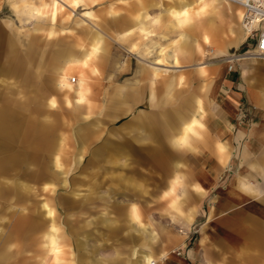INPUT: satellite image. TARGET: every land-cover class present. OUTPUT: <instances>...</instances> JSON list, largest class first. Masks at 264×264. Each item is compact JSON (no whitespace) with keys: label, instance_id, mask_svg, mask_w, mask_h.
Instances as JSON below:
<instances>
[{"label":"rangeland","instance_id":"rangeland-1","mask_svg":"<svg viewBox=\"0 0 264 264\" xmlns=\"http://www.w3.org/2000/svg\"><path fill=\"white\" fill-rule=\"evenodd\" d=\"M79 1L73 7L64 0H0V60L8 65L0 105L17 112L20 122L0 154L9 156L0 163V186L10 193L0 197V254H7L0 264H79L82 251L88 264H145L146 253L153 264L170 255L181 257L175 253L178 238L188 236L187 224L199 203L185 157L200 129L172 143L167 139L175 140L176 132L170 131L165 136L150 131L148 140L136 141L141 130L134 127L145 126L147 113L157 128L161 113L189 100L194 104L190 113L198 102L203 112L219 81L231 75L222 59L245 56L252 38L230 30L225 5L211 15L209 34L205 26L209 42L201 32L190 31L184 44L181 29L163 10L176 6L171 0ZM61 4L63 12L57 9ZM32 7L34 15L27 9ZM144 13L150 18L142 24L130 18ZM140 24L148 36L137 28ZM84 27L90 30L85 37ZM97 30L103 35L98 53L103 50L105 58L88 71L87 101L77 103L78 117L72 119L71 94L77 100L79 77L71 73L68 88L59 84L58 63L65 56L59 48L70 44L79 53L86 38L95 42L91 31ZM178 41L183 42L177 53L181 63L175 66ZM234 71L257 98L252 121L264 123V60L235 61ZM181 109L187 111V105ZM131 143L132 156L127 151ZM160 144L167 152L163 162L152 156ZM146 146L150 156L144 162L138 152ZM175 176L178 182L169 191ZM20 215L37 226L24 237L10 234Z\"/></svg>","mask_w":264,"mask_h":264},{"label":"crops","instance_id":"crops-1","mask_svg":"<svg viewBox=\"0 0 264 264\" xmlns=\"http://www.w3.org/2000/svg\"><path fill=\"white\" fill-rule=\"evenodd\" d=\"M204 1L171 0V4L176 3V6L163 9L166 14L174 18L173 25L181 29L180 34L184 44L187 43L185 41L190 31L201 32L204 35V40L209 42L207 34L210 33L213 13L208 9L202 17L196 11L202 3H205ZM184 9L188 10V17L182 14ZM130 18L140 19L139 22L142 24V19L144 23L150 16L144 13ZM156 19L153 22H157ZM228 19L232 25L233 20L229 14ZM141 24L137 28L145 32L144 36L146 37L149 31ZM206 25L208 26L207 34L204 30ZM130 30H132L131 27L128 31L130 32ZM89 31L85 27L81 28L82 36L89 35ZM1 33L0 28V52L3 45ZM91 33L95 35V42H89V38H86L87 41H83L79 53H75L70 44L60 45L61 48H59L66 54L63 58L72 53L75 56L80 55L81 59L96 48V54L90 61L91 68L88 71H94L93 65L100 63L105 58L103 50L98 53L99 44L103 42L102 32L97 30L91 31ZM190 34L193 35V33ZM179 42H175L173 47L172 61L175 66H179L181 63L177 53L181 51L180 45L183 42L181 44ZM158 49L159 53L164 51L161 45L158 46ZM197 50L201 53L200 49L197 48ZM225 53L220 51V54ZM230 56L233 55H226L221 64L228 63L227 59ZM198 65L202 67L201 64ZM50 68L55 70L52 66ZM243 71L249 73L250 71L254 72L255 69L245 67ZM233 72H228L231 75L225 76L219 81L217 94L209 99V105L203 112L200 111L199 102L197 106L195 105L198 115L196 112L190 113L194 104L189 100L177 105L178 108L174 112L161 113L162 121H158L159 127L157 128L148 118L147 113H145V126L135 125L134 127L136 130H141L134 136V140L136 138V141L140 142L148 140L150 131H161L163 136H165V132H176L175 140L172 137L167 139L172 143L178 142L179 136L186 138L189 132H195L197 128L201 132L199 139L188 149L185 157L186 170L192 178L195 194L199 197L194 220L187 224L190 227L188 236L178 238L177 249H180L183 255L181 257L167 256L161 264H206L207 262L209 264H264V123L252 121L255 112L253 104L258 102L257 98L247 91L240 78L232 75ZM7 75L8 65L0 60V82L5 81L4 78ZM161 83L165 84L166 82L162 80ZM162 87L168 89L166 85H162ZM151 93H153L152 89ZM71 96L73 98L71 118L76 119L77 111L80 109L77 105L79 101L76 100L73 93ZM66 101L71 102L68 99ZM83 101H87V96ZM184 104L187 105V111L181 109ZM52 105L54 106V102ZM241 114L245 116L243 123ZM19 128L17 112H10L2 103L0 105V154L9 145V138L14 137ZM133 147L132 143L128 145L127 151L130 156L133 155ZM160 148L161 150L154 149L155 155L152 156L163 162L167 152L162 144H160ZM146 149L145 152H138L144 154V162L150 156L148 146ZM8 161V155L0 157V163ZM172 168H176V166L172 165ZM177 182L178 176H175L168 188L169 191L174 190ZM8 191L0 186V197L8 196L10 194ZM133 209L131 210L133 211ZM14 223L11 235L23 234L22 237H24L25 234L28 235L37 228L34 220L30 222L29 218L23 219L21 215L16 218ZM50 227L52 229L55 225L51 223ZM111 231L114 234L117 230L111 229ZM4 257H7V254L1 253L0 259ZM143 262L153 264L154 259L146 253ZM79 264H88V256L83 251L80 252Z\"/></svg>","mask_w":264,"mask_h":264},{"label":"bare ground","instance_id":"bare-ground-1","mask_svg":"<svg viewBox=\"0 0 264 264\" xmlns=\"http://www.w3.org/2000/svg\"><path fill=\"white\" fill-rule=\"evenodd\" d=\"M64 1L67 2V4H70L73 7H78L79 6L78 3L80 2L79 0H64ZM204 2L205 3H202L200 5V7L198 9H196V11L202 17L208 11V9H210L213 14H216L219 11V9L221 8V6L225 5L226 8L228 9L227 11H228L229 17H231V19L233 20L232 21V25H230V30L232 32H236L239 37L240 36L244 37V36L249 34L248 30L250 31L251 28L247 27L248 30L243 29L242 28L243 26L241 27L240 24L238 23V20H241V17H242V21H243V16H244V8L242 7L241 4H239L237 2L230 1V0H205ZM232 4L241 6L243 9H241L239 7L235 8ZM46 6H47V4H46ZM13 7H14V10H16L17 13L20 14L19 7L17 5H15V4L13 5ZM25 7H27V6L25 5ZM29 7H31V6H29ZM32 8H27V9H29V11L34 15L35 14L34 8L33 9ZM63 8H64V4H61V5H59V7L57 9L59 11H62ZM43 13L46 14L47 12H43ZM59 14H61V12ZM85 14H87L89 16L91 15L90 11H86ZM182 14H184V16L188 17L189 12H188V10L184 9ZM181 19L183 20V18H181ZM178 21H180V20H178ZM242 25H243V22H242ZM256 25H257V21L256 22L254 21L252 26H256ZM86 32H88V31H86ZM206 39H207V37H206ZM68 51H69V48H68ZM95 54H96V48L92 49L82 59H81L80 55L75 56V55H72V53H71L70 56H68L66 58H63L64 61L62 60V61H60L58 63L59 65H58V68H57V70H58L57 73H58V75L60 77L59 78L60 79L59 84L62 87L68 88V87L71 86L70 83H69V80H72L71 73H75L79 77L78 78V84H77V87H76L77 101H82L84 96L87 93V90L89 89V87L87 86L86 77H87L88 69L91 68L90 61L95 56ZM243 55H245V56L233 55L230 58H228L227 61L229 62L230 59H232V58H234L235 61L236 60H240L241 61V60H246V59H257L258 60V58L249 57L248 54H246V53H244ZM73 80L75 81V79H73Z\"/></svg>","mask_w":264,"mask_h":264},{"label":"built area","instance_id":"built-area-1","mask_svg":"<svg viewBox=\"0 0 264 264\" xmlns=\"http://www.w3.org/2000/svg\"><path fill=\"white\" fill-rule=\"evenodd\" d=\"M233 2H237L242 5L244 8V16H243V27L247 29V27L251 28L248 30L250 37L252 38V44L249 49L244 51V53L248 54L249 57L258 58L260 60H264V0H230ZM254 21H257L256 26H252ZM243 53V54H244ZM236 55V54H232ZM234 62L235 59L232 58L228 62L227 71H234ZM245 116L241 114V121L243 123ZM245 121V120H244ZM247 122V121H246ZM177 256H182V251L178 249L176 252Z\"/></svg>","mask_w":264,"mask_h":264}]
</instances>
